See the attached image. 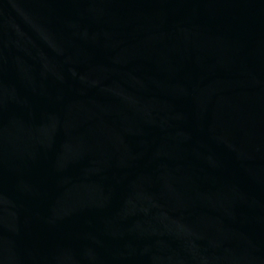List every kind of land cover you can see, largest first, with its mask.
Returning a JSON list of instances; mask_svg holds the SVG:
<instances>
[{"label": "water", "instance_id": "obj_1", "mask_svg": "<svg viewBox=\"0 0 264 264\" xmlns=\"http://www.w3.org/2000/svg\"><path fill=\"white\" fill-rule=\"evenodd\" d=\"M0 264H264V0H0Z\"/></svg>", "mask_w": 264, "mask_h": 264}]
</instances>
